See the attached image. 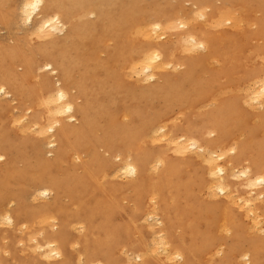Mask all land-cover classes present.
<instances>
[{"label": "bare ground", "instance_id": "obj_1", "mask_svg": "<svg viewBox=\"0 0 264 264\" xmlns=\"http://www.w3.org/2000/svg\"><path fill=\"white\" fill-rule=\"evenodd\" d=\"M14 13L32 34L0 43V264H264V0H0Z\"/></svg>", "mask_w": 264, "mask_h": 264}, {"label": "rangeland", "instance_id": "obj_2", "mask_svg": "<svg viewBox=\"0 0 264 264\" xmlns=\"http://www.w3.org/2000/svg\"><path fill=\"white\" fill-rule=\"evenodd\" d=\"M183 5L185 7H190L191 4H190V1H188V2L186 1V2L183 3ZM13 17H15V13H14ZM16 18H17V16L15 18H13V20L12 19L11 20L17 26H15L14 23L12 25L11 24H9V25H5V24L1 25L0 24V43H2V44H7V43L11 44V43H15L16 41H18L22 45V48L24 50H27L29 48H28L27 43H26V38H27V41H28V39L30 38V36L32 34V30L28 26L27 27L23 26L24 28L21 27L22 26V25L20 26L21 22H18V18L17 19ZM14 19H15V21H14ZM6 28H7L8 31L6 30ZM12 31H14V32H12ZM17 31H18V33H17ZM56 34L58 35L59 33H56ZM6 99H9V98H6ZM15 101L16 100H12L11 102H9L7 104H12L13 105ZM15 110L13 109V112H15ZM44 154H46L45 156L50 155V148H48L47 146L44 148Z\"/></svg>", "mask_w": 264, "mask_h": 264}]
</instances>
